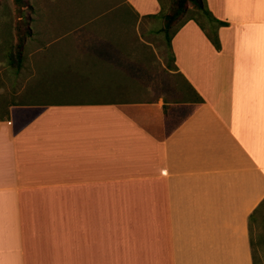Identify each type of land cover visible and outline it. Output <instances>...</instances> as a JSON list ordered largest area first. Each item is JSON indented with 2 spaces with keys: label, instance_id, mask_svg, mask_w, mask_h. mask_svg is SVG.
<instances>
[{
  "label": "crops",
  "instance_id": "obj_1",
  "mask_svg": "<svg viewBox=\"0 0 264 264\" xmlns=\"http://www.w3.org/2000/svg\"><path fill=\"white\" fill-rule=\"evenodd\" d=\"M164 4L36 0L30 18L29 6L17 17L5 5L14 15L1 26L13 45L19 20L30 34L22 67H0V264H255L264 0H205L227 23L217 29L219 50L193 20L168 50ZM168 53L185 83L174 101L44 103L35 97L45 85H26L35 59L36 83L46 79L48 90H152L143 76L166 68ZM48 58L68 62L47 68ZM30 221L41 242L27 238Z\"/></svg>",
  "mask_w": 264,
  "mask_h": 264
},
{
  "label": "rangeland",
  "instance_id": "obj_2",
  "mask_svg": "<svg viewBox=\"0 0 264 264\" xmlns=\"http://www.w3.org/2000/svg\"><path fill=\"white\" fill-rule=\"evenodd\" d=\"M164 1V6L166 10L164 11V14H167L170 12L171 8L173 7L174 0H162ZM0 3H2V8L0 10V67H8L10 68V62L8 59V51L11 50L13 45V35L10 34L11 38L9 40L8 36L6 35L8 28L5 26H1L3 23L4 15L6 14H13L14 10L11 11L5 10L7 7L12 6V0H0ZM36 0H24V4L29 6V11L25 13V16L30 18L31 14L33 13L32 8L35 5ZM6 5V8H5ZM11 8V7H10ZM196 11L192 8H188V11L178 20L177 27L184 21H186L188 18L194 16ZM197 17V15H196ZM201 24H204L206 29H210V24L208 20L204 17H197ZM160 21H156L154 23V27L156 29H160L159 26ZM160 27V28H159ZM174 27V28H175ZM173 28V29H174ZM13 26L9 28V30H13ZM34 31L36 32V28L33 27ZM162 28L160 29V37L163 38V34L161 33ZM12 40V41H11ZM152 55H154L153 52H151ZM34 60L35 69H37L36 73L34 74L36 77L30 78L29 81H27L26 85L33 86V84H39V85H45V91L39 93L36 95L35 100L39 102H48V103H54V102H71V101H94V100H108V99H124V100H133V101H148L157 99L160 97H163L165 101H174L177 97L178 98V91L177 89H185V83L182 81L180 77H178L175 74H172L170 71L173 69L170 67V58L169 55H166V64L167 67L163 68L161 65H158L156 68L153 69V72L151 75H146L143 77H147L151 79L150 82H153L152 84V90L147 89H136V86L132 83H129L127 86V90L119 91V92H108V91H75V90H48L51 88L46 79L45 82L40 81L39 83H36L37 78H39V67L36 66V60ZM31 59H25V65L28 66L30 62H32ZM155 60V59H154ZM153 61V59H150V63ZM68 62L66 59H58L54 60L51 58H48L46 62L44 63V66L47 68H50V66L53 67H61L64 66L65 63ZM31 68V66H30ZM11 69V68H10ZM31 71V70H30ZM49 76V74H48ZM68 75H65V78H67ZM68 80V79H65ZM61 82H64L63 80ZM155 82V83H154ZM155 87V88H154ZM30 99H34V96L28 95ZM165 96V97H164ZM180 98V97H179ZM26 224V222H25ZM36 225H34L33 221L29 222V237L30 240L35 241L36 243L41 242V236L38 235V230L34 228ZM251 234H252V240H253V251H254V259L255 264H264V207L255 215L254 221L251 224ZM27 244V243H26ZM37 245V244H36ZM36 245H30L29 248ZM53 253V252H52ZM32 264V263H31Z\"/></svg>",
  "mask_w": 264,
  "mask_h": 264
},
{
  "label": "trees",
  "instance_id": "obj_3",
  "mask_svg": "<svg viewBox=\"0 0 264 264\" xmlns=\"http://www.w3.org/2000/svg\"><path fill=\"white\" fill-rule=\"evenodd\" d=\"M12 3L15 8V13L17 17H20L23 13V8H25L24 0H12ZM194 9L196 14L187 20H193L200 29L204 32L205 36L211 42L213 47L216 50L220 49V44L217 36V29L219 27L227 26V23L221 22L210 14L208 11L205 0H174L173 7L171 8L170 12L164 14L163 16V27L161 33L163 34L164 41L168 50H170V42L172 36L176 33L178 27L177 25L178 20L188 11V8ZM204 17L208 20L210 24V29H206L204 24H201L198 18L196 17ZM175 27V28H174ZM174 28V29H173ZM15 34H16V43L12 49V53L8 55V59L10 62V66L14 69H20L24 62L23 57V45L24 39L30 34V28L27 26L25 22L19 20L15 26ZM170 61L172 62L171 54H169ZM171 67V65H170ZM175 69V67H171ZM201 102L200 99H198ZM255 215L249 218V225L254 221Z\"/></svg>",
  "mask_w": 264,
  "mask_h": 264
}]
</instances>
